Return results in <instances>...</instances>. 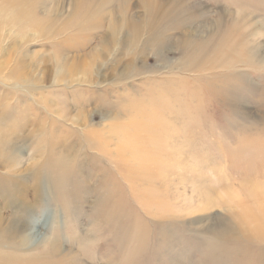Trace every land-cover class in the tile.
I'll list each match as a JSON object with an SVG mask.
<instances>
[{"label": "rangeland", "instance_id": "obj_1", "mask_svg": "<svg viewBox=\"0 0 264 264\" xmlns=\"http://www.w3.org/2000/svg\"><path fill=\"white\" fill-rule=\"evenodd\" d=\"M26 1L0 30V148L25 127L5 146L0 217L21 184L45 239L0 252L264 264V0ZM50 147L67 163L35 194L20 171Z\"/></svg>", "mask_w": 264, "mask_h": 264}, {"label": "bare ground", "instance_id": "obj_2", "mask_svg": "<svg viewBox=\"0 0 264 264\" xmlns=\"http://www.w3.org/2000/svg\"><path fill=\"white\" fill-rule=\"evenodd\" d=\"M27 3L28 2L26 0H3L1 1V5H4V6L0 5V30L3 29V27L5 26L10 28V26L12 27L16 25V23L20 21L19 19H21L20 16H14V15H12L14 17L10 16L5 19L3 16V13L5 12L3 11V9L8 10L9 7L19 8L20 6L23 7L24 5H27ZM3 34L6 35L5 33ZM24 60L23 61L19 60L17 62V64L20 65L21 70L25 69ZM3 64H4V61L3 62L0 61V67H4ZM2 117L0 116L1 120H3V118L6 119V116H4L3 118ZM11 126H14L12 127L14 129L3 134V136H6V137L2 139L3 146L2 148H0V168H4V170H8L10 172L16 170V164L15 162H13L14 161L12 160L13 158H11L9 154L7 153V151L5 150V146L8 144V141H10L8 136L13 134L14 131L17 129L18 131H21L22 129L25 128V127L20 126V124L18 123L15 125H11ZM50 150H53V149L50 147L49 151ZM48 154H49L48 157H50V159H45L43 158L42 154H40L39 158H36V157L32 158L33 162L31 163V165L27 164L28 166L24 167L22 171H20V172H23V171L28 170L29 172H31L32 182L34 183L33 187L35 190L33 193L35 194L37 193L36 187L37 185L40 184V177L42 176V174H44L43 171L45 169V165L48 162H51L54 165H56L55 164L56 162H57V165H63L64 163H67V159L65 158V155L60 156L62 154L61 152H58V154H56L50 151L48 152ZM48 160H51V161H48ZM56 172H57L55 173L56 175L62 176V178H64L68 176V173H70V170L68 169V171L66 170L65 172H62V171H56ZM49 174L54 175V171ZM15 178L16 177H11L10 175H3V177H0L1 185L12 183L15 181ZM38 182L39 184H37ZM17 186L20 188V190L17 192L16 197L13 198L11 203H9L8 205V207L10 208V214L8 216V219L6 218L4 220L3 217H0V248H4V249L16 248L21 251L22 250L30 251L31 248L36 243V241L38 242L40 238L45 239L44 238L45 234H43L38 228V229H35V232H33L34 233L33 236H36L38 238L35 237L34 240L31 238L30 233L36 226V224L35 225L33 224L34 204H32V201L29 199V196H28L29 189H25L23 185L21 184L20 186L19 184H17ZM5 207L7 206L5 205ZM52 246H53V249H52L53 251L57 249L56 244ZM44 261L47 262V264H55L53 257H50V258L40 257L39 258L37 255H28V256L26 255L24 257H19L16 255H10V254L0 252V264H14V263L16 264H43Z\"/></svg>", "mask_w": 264, "mask_h": 264}]
</instances>
